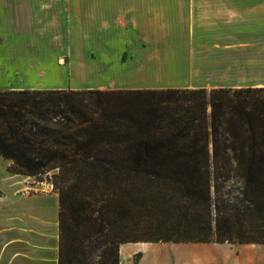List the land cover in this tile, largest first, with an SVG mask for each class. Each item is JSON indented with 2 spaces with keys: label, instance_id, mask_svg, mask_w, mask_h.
I'll return each instance as SVG.
<instances>
[{
  "label": "trees",
  "instance_id": "obj_1",
  "mask_svg": "<svg viewBox=\"0 0 264 264\" xmlns=\"http://www.w3.org/2000/svg\"><path fill=\"white\" fill-rule=\"evenodd\" d=\"M260 141L264 87L0 89V155L59 192V264L89 229L116 264L126 242L264 243Z\"/></svg>",
  "mask_w": 264,
  "mask_h": 264
},
{
  "label": "crops",
  "instance_id": "obj_2",
  "mask_svg": "<svg viewBox=\"0 0 264 264\" xmlns=\"http://www.w3.org/2000/svg\"><path fill=\"white\" fill-rule=\"evenodd\" d=\"M36 19L55 25L68 20L84 30L95 21L97 30H102L107 20L103 33H111L122 24L132 38H147L149 45L160 35L155 31L160 25L163 31L171 29L176 33L185 47L183 52L225 54L222 74H207L205 71L214 67L205 65L206 61L197 55L191 56L187 64L191 76L251 78L247 83L232 84L264 87V0H65L63 7L54 2L41 8H36L31 0H0V33L23 31L29 20ZM17 51L27 53L22 48ZM24 63L26 59H6L0 65V87L29 89L24 85ZM72 83L93 85L100 81ZM11 164V160L0 155V264H58L59 194L51 184L44 185L31 180V175L11 171ZM174 244L187 252L176 254ZM230 245L226 264H264V243ZM196 251V246L186 242H126L120 245V264H136L138 254L137 264H163L174 257L180 260L179 264H196L204 256Z\"/></svg>",
  "mask_w": 264,
  "mask_h": 264
},
{
  "label": "rangeland",
  "instance_id": "obj_3",
  "mask_svg": "<svg viewBox=\"0 0 264 264\" xmlns=\"http://www.w3.org/2000/svg\"><path fill=\"white\" fill-rule=\"evenodd\" d=\"M31 1L36 8L47 7L54 2L58 3L60 7L65 4V0ZM106 23L107 20L104 24ZM95 24L96 21L84 30L80 29L78 23L68 20L59 21L57 25L39 19L29 20L23 31L9 33V35L0 33V65L6 59L15 61L26 59L24 85H27L29 89H193L203 86L212 89L231 85L232 88L253 86L232 84L238 81L247 83L251 78H228L225 75H220L224 73V53L183 52L185 47L179 43V37H176V33L171 29L163 31L158 25V29L155 31L160 35L154 38L152 45H149L146 42L147 38H140V41L138 38V41L132 38L130 32L124 29L122 24L121 27L116 25L111 33H103L102 30H106L104 24L102 30H97ZM18 48L25 49L27 53L17 51ZM53 50L55 52H51ZM193 55L206 61L205 65L214 67L211 71H205L207 74L214 73V71L220 74L218 76H191L188 73L187 64ZM191 79L195 81L186 84ZM73 80L100 81V84L76 85L72 83ZM209 81H213L215 84L207 85ZM0 89L8 88L0 87ZM31 180L42 182L44 185L51 184L52 190L59 194L47 174L33 176ZM229 185L236 192L237 188L243 186V183L234 179ZM60 234L59 218L58 264L61 248ZM105 237L103 233L89 229L86 246L71 257L72 264H116L119 244L117 242L106 243ZM186 243H192V246H196V253L204 255L200 256V261H197L196 264H226L225 256L229 252L230 242L220 243L212 240L210 242ZM176 245L174 244V246ZM179 246L181 245L176 246V254H185L187 250ZM212 255L214 257L212 261H209ZM139 258L140 254L135 257L136 264ZM201 258L203 259L201 260ZM179 261L175 257L168 258L163 264H179ZM181 264L188 263L181 262Z\"/></svg>",
  "mask_w": 264,
  "mask_h": 264
}]
</instances>
